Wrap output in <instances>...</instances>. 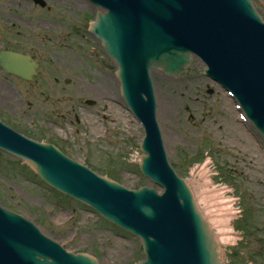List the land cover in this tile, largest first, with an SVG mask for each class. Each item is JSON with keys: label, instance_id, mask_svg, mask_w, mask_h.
<instances>
[{"label": "water", "instance_id": "1", "mask_svg": "<svg viewBox=\"0 0 264 264\" xmlns=\"http://www.w3.org/2000/svg\"><path fill=\"white\" fill-rule=\"evenodd\" d=\"M89 1L100 9L90 31L116 62L121 95L144 128L141 150L147 155L140 169L164 193L128 190L1 124L0 148L22 158L53 188L141 237L147 259L136 264H223L211 222L210 227L191 188L168 162L151 71L177 77L192 55L200 58L206 75L235 97L264 137V22L259 10L260 16L250 0ZM0 64L27 80L33 71L30 60L17 55L0 54ZM41 231L0 207V264H98L89 255L67 253Z\"/></svg>", "mask_w": 264, "mask_h": 264}, {"label": "rangeland", "instance_id": "2", "mask_svg": "<svg viewBox=\"0 0 264 264\" xmlns=\"http://www.w3.org/2000/svg\"><path fill=\"white\" fill-rule=\"evenodd\" d=\"M252 1L264 20V0ZM84 10L88 25L95 14L86 3L78 10L73 9L71 17L77 19L74 15L84 14ZM55 22L62 24L59 19ZM88 44L97 42L88 38ZM88 78L93 79L89 72ZM152 78L157 118L174 170L195 187L203 183L198 171L205 166L213 185L211 190L225 188V196L236 201L233 204L236 214L230 225L238 238L235 235L236 244L223 246L225 260L229 259L230 264H262L256 256L257 245L253 238H258L256 224L264 221L263 138L250 123L239 120L234 108L228 109L225 103L228 97L205 77L204 66L198 59L193 58L186 72L178 78L156 72L152 73ZM81 88L84 87H67L77 94L75 98L57 96L55 111L48 118L64 127L60 117L66 115L72 119L80 115L77 105H85L89 97L79 95L77 90ZM102 106L107 108L105 102ZM112 107L109 112L89 108L90 114H83V124L75 122L73 129L65 127L68 147L63 146L62 150L97 174L118 180L125 187L157 188L139 170V159L143 155L139 147L143 138L141 126L130 115L121 96L117 101L114 99ZM235 128L239 134L235 133ZM0 205L30 218L68 250L92 254L100 264H136L145 259L138 238L108 222L90 207L48 187L19 158L1 150Z\"/></svg>", "mask_w": 264, "mask_h": 264}, {"label": "flooded vegetation", "instance_id": "3", "mask_svg": "<svg viewBox=\"0 0 264 264\" xmlns=\"http://www.w3.org/2000/svg\"><path fill=\"white\" fill-rule=\"evenodd\" d=\"M84 3L78 0H0V52L21 54L37 65L30 81L0 65V121L37 141L64 145L63 139L58 137L62 126L48 116L55 111L57 96H77L67 87L80 85L84 88L77 90L79 95L89 96L85 105H77L82 116L76 114L70 119L59 115L68 126L84 123L83 114H90L86 107L89 104L93 109L109 112L119 95L112 61L99 44H88V38H93L84 19L87 11L74 15L77 19L71 17L73 9H80ZM55 19L62 24H57ZM87 72L93 79H86ZM104 102L107 108L102 106ZM70 110L72 112L73 108ZM255 229H258V238H253L257 245L256 256L264 264V221L257 223ZM228 260L226 264H230Z\"/></svg>", "mask_w": 264, "mask_h": 264}, {"label": "bare ground", "instance_id": "4", "mask_svg": "<svg viewBox=\"0 0 264 264\" xmlns=\"http://www.w3.org/2000/svg\"><path fill=\"white\" fill-rule=\"evenodd\" d=\"M225 103L229 110L233 108L232 100L226 98ZM242 126V124H239V127ZM235 133L239 134L240 131L235 128ZM198 172V176L203 180L202 185H195L194 187L189 183L197 203L203 215L211 222L221 248H223L224 245H231L230 243L234 244L236 240L230 225L231 220L235 216V210L231 204L232 199L225 196V188H213L211 190L213 185L211 184V180L207 177L205 166Z\"/></svg>", "mask_w": 264, "mask_h": 264}]
</instances>
